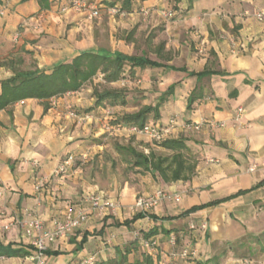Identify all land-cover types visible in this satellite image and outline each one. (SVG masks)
<instances>
[{"label":"crops","instance_id":"obj_1","mask_svg":"<svg viewBox=\"0 0 264 264\" xmlns=\"http://www.w3.org/2000/svg\"><path fill=\"white\" fill-rule=\"evenodd\" d=\"M69 1L9 3L0 18V80L12 74L5 60L13 59L20 69L50 72L82 51L144 56L162 66L125 64V78L103 85L123 90L125 104L95 106L96 75L76 91L47 100L26 98L0 111V223H11L0 243L31 253L22 227L28 213L50 228L66 207L102 192L117 198L120 208L114 214H89L67 240L48 244V264H80L89 256L106 260L152 227L158 230L152 236L156 264H206L215 256L218 264H264V21L254 16L264 11V0H132L123 17L108 13L111 6L121 7L120 1L88 0L99 9L92 19L83 11H63ZM141 8L153 10L145 16ZM168 9L173 10L170 18L160 15ZM205 67L219 73L200 78L188 73ZM170 85L173 90L158 106V117L151 113L149 122L166 124L176 117L178 125L203 119L224 123L190 132L176 128L173 137L188 138L197 158L191 178L164 183L132 171L102 175L91 162L102 146L91 139L110 131L125 141L133 137L126 126L106 129L107 117L154 106ZM189 96L193 102L187 108ZM238 106L244 114L236 120ZM86 113L92 117L81 119ZM139 141L143 147L150 144L137 136L133 145ZM84 151L86 161L76 162L66 176L55 174L68 153ZM38 181L42 186L36 190ZM156 187L180 192V199L163 201L128 225L115 224L130 220L136 214L135 198ZM204 221L205 229L188 227ZM185 246L196 254L187 260L170 255ZM29 255L0 257V264H30Z\"/></svg>","mask_w":264,"mask_h":264},{"label":"trees","instance_id":"obj_2","mask_svg":"<svg viewBox=\"0 0 264 264\" xmlns=\"http://www.w3.org/2000/svg\"><path fill=\"white\" fill-rule=\"evenodd\" d=\"M114 1H120V8L122 10L129 11L131 8L132 0ZM15 63L16 61L13 59L3 61V65L8 66L12 70V74L0 80V111L8 109L15 102L26 98L47 100L51 97L61 96L67 92L76 91L86 82L92 80L98 73L103 74V81H100L102 84L115 82L126 77L123 75L125 64H129L131 67L162 66L161 63L152 61L144 56L125 55L120 52H115L114 55H110L108 52L91 51L80 52L69 62H63L54 66L50 72L42 71L37 67L20 69L15 67ZM179 69L186 70L184 67ZM188 73L189 75H195L200 78L205 75L219 73V71L205 67L200 72L189 71ZM173 87L174 85H170L161 94L158 103L154 106L143 105L135 112L124 113L120 117H107L106 122L108 127L113 129L119 126H126L127 128L129 126L142 127L146 122H149L148 118L151 113L157 118L158 106L164 100V96L172 92ZM93 95L95 96L94 105L102 107L101 110L105 108V104L115 105L125 104L126 102L124 91L120 89L103 87L100 90L95 89ZM192 102L193 97L189 96L187 108L191 107ZM44 107L46 108V104ZM98 114L102 115L103 112L100 111ZM134 141L135 136L126 140L124 144H116L113 146L115 152L118 154L123 153L122 155H128L131 158V161L124 159L126 164L129 165V167L124 169V174H128L130 171L133 173L150 174L154 179H159L164 183L188 180L193 175L197 158L188 145V138L177 136L166 138L162 141H149L150 144L146 146L148 149L147 153L142 151L137 145H133ZM138 146L143 145L139 143ZM102 158H106L105 155H102ZM109 161L111 168L114 169L117 164L115 157L111 155ZM201 206L192 207L189 209V212ZM144 214L146 213L138 212L130 220H124L122 223L115 224L128 225L137 218L144 217ZM149 216L153 217L152 215ZM157 232L158 230L155 227L147 231H140L133 241L121 248H115L113 257L99 261L93 257L92 264H156L152 256L153 252L143 246V241L154 239L152 236ZM85 241L86 235L76 245V249H80ZM27 246L31 247V245ZM182 248H179L177 251ZM263 249L264 245L261 246V250ZM29 254L30 252L22 246H14L13 243H7L5 245L0 243V257H24ZM45 254H50V252L46 249ZM53 254L57 255L58 252L54 251ZM189 258L187 257L182 260ZM218 259L219 257L215 256L207 260L206 264H218Z\"/></svg>","mask_w":264,"mask_h":264},{"label":"built area","instance_id":"obj_3","mask_svg":"<svg viewBox=\"0 0 264 264\" xmlns=\"http://www.w3.org/2000/svg\"><path fill=\"white\" fill-rule=\"evenodd\" d=\"M12 0H0V18H2L6 12L9 3ZM63 11L72 9L77 12H85L89 19L97 17L99 15V9L95 2L88 0H70L68 4L61 8ZM152 8H141L140 12L147 16L152 11ZM160 15L165 18H170L173 15V10H161ZM110 15L124 16L126 12L119 6H111L108 8ZM254 16L264 21V11H258L254 13ZM98 78L103 81V74L98 73ZM109 112H107L108 114ZM70 116L74 117L75 112L71 111ZM244 114V109L241 106L235 109V119H240ZM92 117L91 114H84L81 118ZM203 124H207L210 128L222 127L224 123L222 121H211L203 119L200 122H181L177 123L176 117H170L166 124L146 122L142 127L129 126L128 131L133 136H141L148 139V141H162L166 138L173 137V134L177 127L183 132L197 131ZM108 129V125L104 126ZM145 153L148 149L143 146H138ZM88 151L81 153H68L64 159L59 163L55 169V174L58 176H66L73 165L76 162H84L88 159ZM250 171L254 170V167L249 168ZM42 186V182L38 181L35 185V189L38 190ZM180 192L169 191L161 187H156L147 194H140L135 198L132 210L138 212H148L157 207L161 202H175L180 199ZM120 202L117 198L110 197L102 192L86 194L81 198V201L77 205H71L66 207L59 215L52 219L51 227L47 228L43 220L35 215L28 213L29 219L22 222L24 234L29 239V243L32 247V252L29 255L30 264H48L45 259V250L48 244L56 241L67 240L71 234L78 229L83 223H85L89 217V214H114L120 208ZM0 215H4V211L0 210ZM11 223H0V235H3L10 229ZM206 222L200 223L198 226L195 224H189L190 229H205ZM138 233H136V236ZM172 244L175 243V238L171 237ZM156 239H150L143 241V246L149 251L155 250ZM196 254L195 249L188 246L183 247L179 251H172L171 256L179 259H185L187 257H193ZM93 256H89L83 259L80 264H92Z\"/></svg>","mask_w":264,"mask_h":264},{"label":"rangeland","instance_id":"obj_4","mask_svg":"<svg viewBox=\"0 0 264 264\" xmlns=\"http://www.w3.org/2000/svg\"><path fill=\"white\" fill-rule=\"evenodd\" d=\"M103 85L104 84H102L100 82V80H98L96 82L95 87H96V89L100 90L103 88ZM118 117H120V116H118ZM110 132H111V134H109V133L104 134L103 133L100 136H97V137H94L91 139V142H93L94 144H99L102 146L101 151L98 154H96L95 156H93L92 157L93 159H91L92 165L93 166L97 165V167H98L97 170L102 175L107 173V171L108 172L113 171V172H117V173H120V172L123 173L124 169L129 167V165L126 164L124 159H129V161H131L130 160L131 158L128 155H122L123 153L118 154L117 152L114 151V148H113V146L116 144L121 145V144L126 143L123 136L119 137V136H116V134H115L116 132H114V131H110ZM139 143L144 144V141L143 142L139 141ZM102 155H105L106 158H102ZM111 155H113V157H115V159L117 161L116 167L114 169L111 168L110 161H109ZM89 164L91 165V163H89ZM90 165H88V166H90ZM236 252H237V250H236ZM245 253H246L245 250L239 252V254H241V255H243Z\"/></svg>","mask_w":264,"mask_h":264}]
</instances>
